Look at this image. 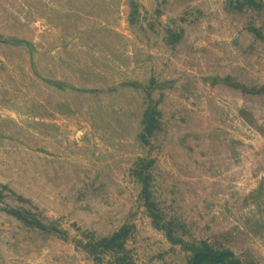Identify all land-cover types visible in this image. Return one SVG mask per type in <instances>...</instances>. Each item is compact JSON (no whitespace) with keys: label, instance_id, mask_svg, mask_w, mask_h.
<instances>
[{"label":"rangeland","instance_id":"obj_1","mask_svg":"<svg viewBox=\"0 0 264 264\" xmlns=\"http://www.w3.org/2000/svg\"><path fill=\"white\" fill-rule=\"evenodd\" d=\"M0 264H264V0H0Z\"/></svg>","mask_w":264,"mask_h":264}]
</instances>
